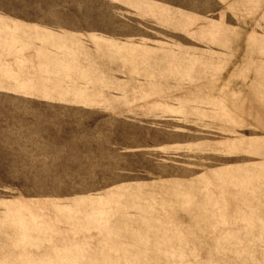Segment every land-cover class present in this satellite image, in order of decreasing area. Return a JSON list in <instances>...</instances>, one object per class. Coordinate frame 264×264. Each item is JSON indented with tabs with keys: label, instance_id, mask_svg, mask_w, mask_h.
<instances>
[{
	"label": "rangeland",
	"instance_id": "1",
	"mask_svg": "<svg viewBox=\"0 0 264 264\" xmlns=\"http://www.w3.org/2000/svg\"><path fill=\"white\" fill-rule=\"evenodd\" d=\"M2 16L55 62L48 91L0 90V264H264V0Z\"/></svg>",
	"mask_w": 264,
	"mask_h": 264
},
{
	"label": "crops",
	"instance_id": "2",
	"mask_svg": "<svg viewBox=\"0 0 264 264\" xmlns=\"http://www.w3.org/2000/svg\"><path fill=\"white\" fill-rule=\"evenodd\" d=\"M2 17L0 25L8 29L10 35L2 32L0 35V90L17 92L18 88L35 87L48 91L44 88L48 86V82L46 84L40 80L47 79L54 73L55 49L40 44L38 19ZM4 38L8 42L2 43ZM50 70H52L51 73H49ZM60 75L63 76V72ZM39 99L57 98L39 97Z\"/></svg>",
	"mask_w": 264,
	"mask_h": 264
}]
</instances>
